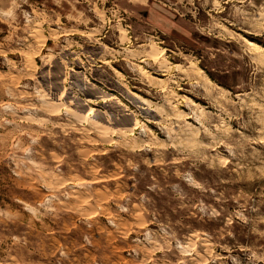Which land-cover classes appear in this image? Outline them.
Segmentation results:
<instances>
[{
	"label": "rangeland",
	"instance_id": "1",
	"mask_svg": "<svg viewBox=\"0 0 264 264\" xmlns=\"http://www.w3.org/2000/svg\"><path fill=\"white\" fill-rule=\"evenodd\" d=\"M0 264H264V0H0Z\"/></svg>",
	"mask_w": 264,
	"mask_h": 264
},
{
	"label": "bare ground",
	"instance_id": "2",
	"mask_svg": "<svg viewBox=\"0 0 264 264\" xmlns=\"http://www.w3.org/2000/svg\"><path fill=\"white\" fill-rule=\"evenodd\" d=\"M250 46H254L255 44L253 42H247Z\"/></svg>",
	"mask_w": 264,
	"mask_h": 264
}]
</instances>
